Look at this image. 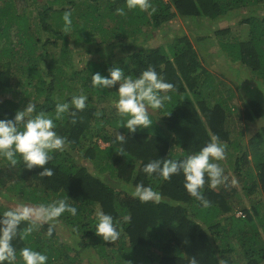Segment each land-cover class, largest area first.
<instances>
[{
	"label": "trees",
	"instance_id": "obj_1",
	"mask_svg": "<svg viewBox=\"0 0 264 264\" xmlns=\"http://www.w3.org/2000/svg\"><path fill=\"white\" fill-rule=\"evenodd\" d=\"M0 2V118L14 117L30 101L36 112L54 116L57 103L89 96L75 122L70 112L56 121L57 132L68 142L63 151L51 153L45 166L53 170L51 176L41 175L39 167L24 168L22 157L15 166L0 157V186H7L8 170L15 171L16 179L7 186L18 197L15 203L38 208L66 199L78 210L75 216L65 212L56 219L71 231L67 238L54 226L49 235L48 223L37 224L23 239L18 235L13 241L16 264H24L19 256L24 247L47 254V264H190L193 257L197 264H264V127L246 138L239 128L242 115H233L238 109L234 88L203 64L187 35H177L167 47L133 42L146 28L177 17L219 20L264 0H150L154 12L129 10L126 0ZM118 8L126 14L120 15ZM65 11L71 12L69 32L64 31ZM240 25L248 28L242 38L231 36L232 27L216 30L219 45L264 86V17L251 15ZM117 47L125 53L123 59L114 54ZM117 65L132 76L151 65L173 84L162 93L171 95V101L151 111L149 128L129 133L122 126L126 118L115 107L116 88L93 87L91 72L108 75ZM260 99L257 93L245 100V118L264 116ZM111 130L125 134V141ZM212 136L234 149L235 171L246 194L261 193L250 207L228 183L219 188L206 183L203 193L209 204L204 206L185 189L183 173L165 180L143 172L150 160L182 159ZM137 183L153 187L160 201L142 202L133 194ZM11 194L0 200V213L16 208L10 206ZM101 210L119 223L121 235L115 242L95 234V214ZM29 226L22 221L20 234Z\"/></svg>",
	"mask_w": 264,
	"mask_h": 264
},
{
	"label": "clouds",
	"instance_id": "obj_2",
	"mask_svg": "<svg viewBox=\"0 0 264 264\" xmlns=\"http://www.w3.org/2000/svg\"><path fill=\"white\" fill-rule=\"evenodd\" d=\"M126 7L129 10L139 8L143 11H155L150 0H126ZM117 12L120 15L126 14L124 8H118ZM63 20L64 31L69 32L72 26L70 11H65ZM91 78L93 87L101 90L116 88L118 99L115 107L126 118L122 126L129 133L152 126L151 111L164 108L165 102L172 99L171 95L162 93L171 90L173 84L163 79L151 65L137 76L126 74L125 69L117 65L108 69V75L98 71L91 72ZM88 101L89 96L86 94L74 95L70 101L55 105L54 116L45 111L36 112V105L30 101L23 109L16 110L14 117L0 118V157L5 158L12 166L17 164L18 156L22 157L24 168L31 170L39 167L42 169L41 175L51 176L53 170L45 167L52 158L51 153L63 151L68 142L67 137L57 132L56 121L70 112L75 122L77 111L84 110ZM116 138L123 142L126 135L117 132ZM226 147L218 136H212L199 151L182 159L170 157L150 160L143 166V172L148 176L158 175L165 180L183 173L187 192L204 206H208L209 201L203 193L205 184L216 188L228 180L224 169L218 163L225 158ZM232 183L235 184L236 181L233 180ZM133 194L142 202L160 201L159 193L143 183L136 184ZM77 211V207L69 204L66 199H59L38 208L23 205L0 213V264H16L17 249L13 241L18 235L23 239L24 235L33 231L34 226L43 223L49 224L48 234L51 235L52 225L57 218L65 212L75 216ZM95 217V234L106 242L117 241L121 230L114 217L102 210L97 211ZM22 221L30 222L24 234H20ZM19 256L24 264H47L49 259L47 254L30 247L20 249ZM190 264H197L195 257Z\"/></svg>",
	"mask_w": 264,
	"mask_h": 264
},
{
	"label": "rangeland",
	"instance_id": "obj_3",
	"mask_svg": "<svg viewBox=\"0 0 264 264\" xmlns=\"http://www.w3.org/2000/svg\"><path fill=\"white\" fill-rule=\"evenodd\" d=\"M2 2H0L1 4ZM262 16L264 17V4L261 2L254 6L247 7L246 9H240L238 11H232L227 16L220 18L219 20H209V19H198V20H191V19H184L182 17H177L174 20L163 24L157 28H146V32L137 36L133 39L135 44L142 43L145 47L150 46H164L167 47L169 43L177 36L187 35L189 39L192 41L193 45L196 47L200 58L203 61V64L217 77L222 79L227 83V85L234 88L235 92V99L234 102L237 104V111L234 113V118L238 117L237 113H240V124L242 128L245 130L246 138L251 137L254 135L260 128L264 127V116L255 118L254 120H249L244 117V103L245 100L251 99L255 97L257 93H261L262 99L261 102L264 105V86L263 84L259 83L255 74L250 70L246 69V66L239 61H232L230 56L227 52H224L220 45H219V37L215 34L216 30L232 27L233 32L231 33L232 37L238 36L243 37L247 34L248 28H245L244 25H240V22L249 16ZM13 38L15 41L18 40V36L16 33H13ZM105 48L106 45H103ZM107 50V48H105ZM103 53H100L102 55ZM117 56L121 59L125 56L123 50L119 47L115 48V52ZM59 56V53L56 54ZM77 63V62H76ZM241 72H244L241 75ZM246 72V74H245ZM228 86V87H229ZM3 99V97H2ZM112 132H117L115 130H111ZM120 133V132H119ZM99 143L104 147L107 145L102 138H99ZM235 152L233 148L226 147V155L225 158L221 161H218L220 166L224 169L225 175L228 177L227 182L230 187H235L240 192V197L244 201L243 204L247 207H250L254 201H258V197H261V193H255L251 196H248L243 188V181L237 175V171H235V161L232 157V153ZM252 166L253 164L246 163V166ZM10 176L5 177L8 182L7 186L14 182L15 178V171L13 169H9ZM235 180L236 183L233 184L232 181ZM224 184V183H223ZM223 184L217 186L218 188L221 187ZM7 186L2 187L0 186V200L4 201L7 195L10 193L14 194L13 192L7 191ZM11 194V200L13 201L10 203V206L14 203L17 207L21 206L20 203L17 202V196L13 197ZM258 196V197H256ZM17 197V198H16ZM37 208V207H34ZM264 210V206H263ZM238 215L241 214V211L237 212ZM61 229L64 237H69L71 231L67 229L63 223L59 221H55L52 225ZM59 232V230H58ZM82 262V261H80Z\"/></svg>",
	"mask_w": 264,
	"mask_h": 264
}]
</instances>
